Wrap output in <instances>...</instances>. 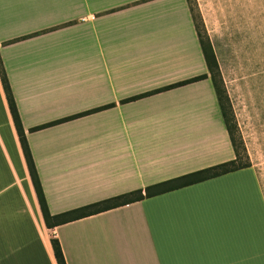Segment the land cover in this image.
<instances>
[{
  "label": "crops",
  "instance_id": "1",
  "mask_svg": "<svg viewBox=\"0 0 264 264\" xmlns=\"http://www.w3.org/2000/svg\"><path fill=\"white\" fill-rule=\"evenodd\" d=\"M0 57L52 215L236 158L187 0H0ZM52 239L67 264H264V194L252 165L48 228L0 77V264H57Z\"/></svg>",
  "mask_w": 264,
  "mask_h": 264
},
{
  "label": "rangeland",
  "instance_id": "2",
  "mask_svg": "<svg viewBox=\"0 0 264 264\" xmlns=\"http://www.w3.org/2000/svg\"><path fill=\"white\" fill-rule=\"evenodd\" d=\"M213 48L243 160L264 194V0H187Z\"/></svg>",
  "mask_w": 264,
  "mask_h": 264
},
{
  "label": "trees",
  "instance_id": "3",
  "mask_svg": "<svg viewBox=\"0 0 264 264\" xmlns=\"http://www.w3.org/2000/svg\"><path fill=\"white\" fill-rule=\"evenodd\" d=\"M196 26V25H195ZM197 32H198V36H199V41H200V45L207 63V67H208V71H209V76L213 82L214 88H215V92L220 104V108L222 111V115H223V119L226 125V128L228 130V133L230 135V139L232 142V146L234 148L235 154H236V158L232 161L229 162H225L204 170H200L179 178H175L163 183H159L157 185L154 186H150L145 188V190H136L124 195H120L117 197H113L110 199H106L100 202H96L78 209H74L71 211H67L58 215H52L50 213L49 207H48V203L43 191V187H42V183L38 174V171L36 169L35 163H34V159L32 157V153L26 138V133L23 129L22 126V122H21V118L18 112V108L15 102V98L8 80V77L6 75L5 69L3 67L2 64V60L0 57V77H1V82L6 94V98L8 101V105H9V109L14 121V125L22 146V150H23V154L27 163V167L29 170V174L37 195V199L39 202V206H40V210L43 216V219L45 221V224L48 228H54L57 227L59 225L62 224H66L72 221H76L85 217H89L92 215H96L120 206H124V205H128L137 201H141L145 198H151L157 195H161L170 191H174L186 186H190V185H194L209 179H213L234 171H238L241 169H245L248 168L250 166H252L250 164V162L248 160H243L242 155L240 153V146L237 143L236 137H235V126L233 124V120L230 117L225 105H224V100H225V92L223 89V83L222 80L220 78V72L216 63V59H215V55H214V51L213 48L210 44L209 39L206 37L204 38V36L201 34V32L198 31V28L196 26ZM208 78V75H201L198 76L196 78L184 81V82H180L178 84H174L172 86H168L166 88H163L161 90H156L152 93L149 94H153V93H158L159 91H164V90H168V89H172L175 87H179L182 85H186L192 82H197L203 79ZM146 94V95H149ZM145 95H140V96H136L133 98H130L127 101H134L136 99H139L140 97H143ZM106 107H102L96 110H92L83 114H78L69 118H64L55 122H51L42 126H37L35 128L30 129V132H36L66 121H70L72 119H76L85 115H88L90 113H94L96 111H100L102 109H105ZM52 247L54 250V255L57 261V264H67L64 254H63V250L62 247L60 245V242L57 239H52Z\"/></svg>",
  "mask_w": 264,
  "mask_h": 264
}]
</instances>
